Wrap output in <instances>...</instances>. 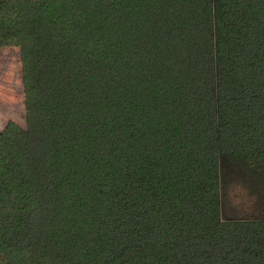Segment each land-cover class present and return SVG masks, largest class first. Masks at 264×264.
<instances>
[{"label": "trees", "instance_id": "1", "mask_svg": "<svg viewBox=\"0 0 264 264\" xmlns=\"http://www.w3.org/2000/svg\"><path fill=\"white\" fill-rule=\"evenodd\" d=\"M0 48V264H264V0H0Z\"/></svg>", "mask_w": 264, "mask_h": 264}, {"label": "rangeland", "instance_id": "2", "mask_svg": "<svg viewBox=\"0 0 264 264\" xmlns=\"http://www.w3.org/2000/svg\"><path fill=\"white\" fill-rule=\"evenodd\" d=\"M8 53L7 61L18 64V72L15 71L17 82L13 83V94L10 99L4 96L2 91L0 97V124H3L8 118L17 119L21 124H25V109L22 98L21 69L19 66V54L17 49L2 48ZM11 102L9 103L8 102ZM224 214L226 216H245L255 212L256 201L250 194L246 186L233 177H227L224 181Z\"/></svg>", "mask_w": 264, "mask_h": 264}, {"label": "crops", "instance_id": "3", "mask_svg": "<svg viewBox=\"0 0 264 264\" xmlns=\"http://www.w3.org/2000/svg\"><path fill=\"white\" fill-rule=\"evenodd\" d=\"M2 50L5 49L0 48V97L4 95L7 96V99H10L12 97L11 95H13L10 90L13 89V83L17 82L15 71L18 72V64L15 65L14 63L7 61L6 57L8 56V53ZM2 91L4 94L1 93Z\"/></svg>", "mask_w": 264, "mask_h": 264}]
</instances>
